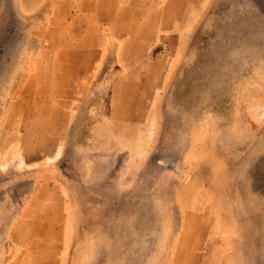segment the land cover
<instances>
[{"label":"rangeland","instance_id":"374dc122","mask_svg":"<svg viewBox=\"0 0 264 264\" xmlns=\"http://www.w3.org/2000/svg\"><path fill=\"white\" fill-rule=\"evenodd\" d=\"M0 264H264V0H0Z\"/></svg>","mask_w":264,"mask_h":264}]
</instances>
